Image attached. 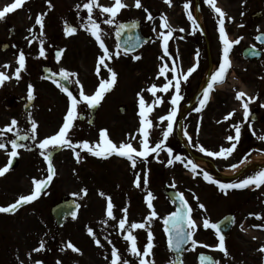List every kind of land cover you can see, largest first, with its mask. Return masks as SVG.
Instances as JSON below:
<instances>
[{
  "label": "rangeland",
  "instance_id": "obj_1",
  "mask_svg": "<svg viewBox=\"0 0 264 264\" xmlns=\"http://www.w3.org/2000/svg\"><path fill=\"white\" fill-rule=\"evenodd\" d=\"M1 1L0 10L14 0H5L6 5L2 7ZM113 1L98 0L104 6H111ZM176 1L172 0L171 6H169L165 0H141L142 7L136 8L135 0H123L128 7L120 11L112 25L103 23V20L108 18L107 14L100 15L99 9L94 10V19H97L101 29L106 33L102 39L112 53L118 51L113 34L121 22L139 20L142 23L144 33L146 31L150 35L152 32L155 34L154 41L146 45L141 52L135 54L142 57L140 60H134L133 56H124L121 53L118 57L114 55L110 61L106 60V63L118 73L119 79L114 92L109 96L105 94L104 105L98 112L99 122H96V128L105 124L110 139L113 138L118 141V145L121 142H128L132 136H136L137 140H131V142L137 150H140V133L138 131L140 125L138 112H136V108H138L137 93L143 89L142 94L145 100L151 104L153 97L146 89L153 83L157 84L158 87L166 83L163 76L158 77L159 68L164 64L161 62H166V60L161 61L159 59L161 56L159 48L163 49L162 43L158 46L160 39L158 33L161 31L160 16L166 15L170 24L176 29L173 33L175 38L171 47L178 48V44H184L189 50H194L196 47L199 52H202L205 64L200 76L207 73L208 62L219 64L222 58L223 45L219 40L218 14L205 3V0H199L200 6L202 5V26L205 31L203 35L199 29L193 30V25L187 18L184 4L189 0L185 2L180 0L179 3ZM86 2L87 0H30L17 11L6 14L4 19H0V40L7 41L10 31L13 30L14 32L10 49L2 54L0 48V59H7V62H0V71L9 76L5 88L0 92V107H13V111L16 113L14 115L19 122H21L22 111L20 107L22 105L18 104L17 100L28 97V85L31 84L34 92L39 96L36 107L56 106L63 124L62 121L70 101L65 92L58 87L54 88L53 85L43 80L41 69L45 58H48V64L55 73H59L61 68L76 73L70 79L73 82L78 79L83 87L85 85L93 87L96 84L95 79L100 81L104 76L111 79L103 67L100 75L96 74L98 57L102 54V49L99 48L95 38L85 28L81 27L87 19V11L82 7L83 3ZM203 3L205 8H203ZM77 4H80L81 7L77 8ZM217 6L226 13L225 28L228 38L236 40L243 37L239 46L234 47L230 52V61L234 62L235 65L228 74L227 80L215 88L216 94L214 101L208 107L209 109L199 116L187 114L183 116V119H181V111L176 117L173 134L170 136L171 139H177V128L180 124L181 137L186 139L184 132L187 131L192 137L193 143L191 145L193 148L196 149L193 145L199 143L213 151L219 150L221 146H230L226 137L233 135L234 130L233 126L229 127L230 121L224 120V117L233 110L236 113L243 110L240 106L241 101H235L236 105L229 108L228 101L232 94L242 90L249 96L257 97V92L264 93V76H262L264 74V55L261 60L252 63L242 57L243 49L247 46H257L256 36L258 33L264 32V15L261 20L256 22L251 19L258 12L264 14V0H217ZM145 7L152 13L153 20L147 19V13L143 10ZM191 7L195 16V0H191ZM43 13L47 14L44 28L46 56L40 57L39 39H33V36H40L39 25H35V18ZM65 22L77 26L76 34L65 35ZM30 28L32 32H29ZM153 28H156L155 32ZM180 29H184V31H180ZM60 49L64 51L61 59L57 61L54 52ZM21 50L25 53L26 67L17 80L14 72L15 68L19 66L18 55ZM5 65H7L6 68ZM74 85L78 86V93L77 91L72 93L79 99L80 85L75 82ZM85 93L90 94L91 92L86 91ZM157 96H162L164 103L153 106L154 111L149 116L153 122V128L149 130L150 146H154L159 141L161 129L167 123L165 121L164 124H160L159 116L166 115L170 110L169 94L157 92ZM83 107L77 108V119L73 122L74 127L69 135L74 144L87 140L94 145L98 141L89 139H97L95 136L97 129L89 128L78 120L80 114L88 116V110L85 112ZM125 108L126 112L121 114L120 110H125ZM158 124L160 126L156 127ZM242 124L245 126V123L242 122ZM198 127L202 128V131L197 133ZM256 127L259 129L256 139L260 142L258 143L260 147L264 144V140H260L258 137L264 135V127ZM41 130L45 136L53 134L50 127H43ZM174 140L171 141V145ZM167 146H170V143ZM165 149L160 150L158 156L156 153L150 154L146 162L138 159L137 167L133 168L127 158H98L81 148L76 149L82 156L78 163L72 149L61 147V151L54 156L53 166L58 171V175L50 195L44 194L34 203L24 205L17 213L0 214V264H35L36 260L42 261L43 264H56L57 260H60L61 264H74L73 257L77 258V264L101 263L103 261L102 255H108L113 246L119 248V240L122 258L129 260L130 264H139L138 258L128 251L129 242L123 238L126 233L119 230L117 225L119 219L124 217L122 211L124 208L128 209V223L145 221L151 211L143 206L148 192H151L155 197L153 206L158 217L152 221L150 228L134 230V235L137 236V245L142 251L147 243V232L151 230L154 235V248L152 256L148 259L154 261V264H172L173 255L167 245V234L164 231L163 223V217L175 211V206L164 193L165 186L170 184L169 189L184 193V197L193 209L192 218L196 220L198 225L194 235L198 244L192 250L190 242L184 254L185 264H198L197 256L200 253H211L219 261V264H261L262 253L259 249L264 245V233H261L260 227H253V225H260V223H256L252 219L245 225L244 221L240 220L247 214L254 213V206L247 205L238 209L236 208L238 199H235L234 193L229 198L230 195L223 196L218 194L213 187L212 189L207 185L205 186L201 174H193L190 165L185 167L187 160H190L189 158L182 156L185 158L184 163L175 162L173 159L175 163L168 165V154ZM256 152L260 153L261 151L257 150ZM200 155L205 154L201 153ZM175 156L172 154L171 158ZM23 157L26 159L24 165L27 170L33 171L32 176L26 181L25 186L28 187V190L20 191L11 182L13 180L7 178L4 190L2 188L0 191V204H6L22 194L29 193L34 186L32 185L33 178L45 179L44 177L47 175V162L41 155H38L37 151L26 152ZM241 157L243 155L235 150L227 159L216 157L212 164L218 169H224L232 164H238L242 160ZM200 169L207 171L203 166H199L197 171L200 172ZM137 174L141 178L147 174L148 184L146 186L142 184L141 187H136ZM245 175L250 176V173ZM173 183H175V188L172 187ZM85 189L87 194L83 191ZM194 195L198 197V200L194 198ZM66 196L76 197L81 205V210L75 220H70L63 228L59 229L55 226L51 209ZM236 196L239 197L240 194ZM262 196H264V189ZM108 197H111L114 204L113 213L116 219L107 217ZM234 200L236 203L234 207H231V202ZM55 201L56 203H53ZM200 203L205 205L204 209L199 208ZM234 210L240 219L237 217L235 227L225 242L229 253L228 256H225L222 251L216 248L218 240L214 231L211 227L205 229L203 222L207 219L210 224H215L226 214L232 213L231 211L234 213ZM89 227L93 229L97 238L104 244L103 248L97 246L88 234L87 229ZM105 236L112 241L111 244L104 239ZM41 241L45 242V248L40 252H33V249L37 248ZM68 241H71L81 252L76 253L66 248L65 245ZM203 244L210 247L204 248ZM92 256H97V258L91 259Z\"/></svg>",
  "mask_w": 264,
  "mask_h": 264
},
{
  "label": "snow or ice",
  "instance_id": "obj_2",
  "mask_svg": "<svg viewBox=\"0 0 264 264\" xmlns=\"http://www.w3.org/2000/svg\"><path fill=\"white\" fill-rule=\"evenodd\" d=\"M166 3L171 6L172 0H165ZM24 3V0H14V2L7 4L5 7H3L2 10H0V19H4L6 17V14L13 12L15 9L20 8ZM205 3H207L215 13L218 14V25H219V40L222 42V58L219 62L218 67L211 73L210 79L207 82L206 87L203 89L202 92V98L199 99L198 107L194 108V111L199 113L203 110V108L206 106L211 93L215 90V86L217 84L223 83L226 77V74L228 70L231 67V61H230V52L234 45L239 44L240 40L243 39V37L237 38L236 40H230L228 38V34L226 32L225 28V15L226 13L217 6V0H205ZM51 7V4L49 5ZM77 8H80L81 5L77 4ZM83 9H86L87 11V19L84 24L81 25V27L85 28L86 31H88L91 36L95 38V40L99 44V48L102 49V54L98 57L97 67H96V74L99 76L101 73V68L107 70L108 74L110 75L111 79H101L98 87L92 94H86L83 85H81V82L77 79L74 82L78 85H80L79 89V99H77L76 96L73 95L71 91L65 86V84L61 83L60 80H53V83L56 84V86L63 92H65L68 96V99L70 101L69 107L67 108L66 115L63 120L62 126L58 129V131L55 134L49 135L41 140H39L38 148L41 150L40 155L44 158V160L47 162V176L45 179H37L33 178V184L34 189L30 194L27 195H21L14 203L0 207V212L2 213H8V212H15L18 207L28 204L32 201H35L41 194V191L43 188H45L52 180L53 177L56 175V170L53 166L52 162V152L51 149H54L56 147H67L72 149L77 162L79 163L82 159L81 153L78 152L76 149L81 148L85 149L89 154L101 157V158H108L109 156L115 154L120 157H125L131 162V166L133 168L137 167V160L140 159L142 162H146L147 157L152 154L156 153L157 156L159 155V151L163 150L166 147V141H168L169 137L173 134L174 129V123L176 121V117L179 110V104L181 100L184 98L181 95V83L187 82L189 77L197 70V67L199 66V56L200 53L197 51L195 53L196 55V62L189 67L186 71H183L179 68L178 64L176 63L175 59L172 60V66L169 68L167 63H164L159 68L158 77L163 76L166 80V83H164L162 86H159L155 83L151 84L150 87L146 89L147 92L151 93L153 100L151 104H149L146 100L143 93V89L141 92L137 93L138 96V116H139V143L141 145L140 150H137L136 147L133 146L131 140H137L136 136H132L131 140L128 142H121L118 146L116 143L112 141L109 137V133L107 129H101L99 133V141L95 143L94 145L90 144L89 141L83 140L79 143L74 144L72 139L70 138V132L74 127V121L77 119V107L82 102H86L87 106L89 108H95L98 106L101 101L103 100L105 94L111 90V88L115 85L118 77V73L109 66L108 63H106V60L113 59V56H119L120 52L117 51L115 53H112L109 51V48L106 46L104 40L102 39L103 35H106V33L103 32V30L100 27V23L97 22V19H94V9L100 10V15L107 14L108 18L103 20L104 24L112 25L115 22V18L120 13V11L128 5L123 2V0H114V3L111 4V6H104L101 3L98 2V0H87L86 3H83L82 5ZM135 7L141 8V0H135ZM191 8V0L189 2H186L184 4V9L187 13V18L189 21H191L193 25V30L199 29V24L197 22V18L193 15V12L190 10ZM144 12L147 13V19L153 20L154 17L152 13L148 10V8H143ZM47 14H39L35 18V25H39L40 29V36L36 37L33 36V39H39L40 48H39V56L45 57V47H44V28H45V16ZM79 15V13H77ZM231 19V17H229ZM132 28L136 27V23L133 22L131 25ZM125 25L124 24H118L117 25V31L116 35L119 37L121 33L124 31ZM160 29L161 31L158 33V37L162 39V48H163V55L160 56V60L164 61L166 58H171V54L169 52V40L173 37V33L176 31V29L170 24L168 17L166 15L161 16V23H160ZM166 30V31H165ZM153 31H156V28H153ZM180 31H184V29H180ZM29 32H32V29H29ZM77 28L69 24L68 22H65L64 27V33L67 36H71L76 34ZM257 39L264 41V36H258ZM31 43V41H29ZM126 44H128V47L124 48V54L127 55L130 51H134L136 48L135 43H128V41H125ZM121 46L118 43L117 48L119 49ZM64 50L60 49L55 53V58L57 61L61 59L62 52ZM251 55H257V52L255 51V48L253 46V50L250 53ZM134 60H140L142 57L140 55H133L132 57ZM18 67L15 68L14 76L18 80L20 78L22 70L26 67V57L25 53L21 50L18 55ZM5 68L7 65L4 66ZM173 73L172 78H168V73ZM55 75V73L53 74ZM76 73L70 72L66 69L61 68L59 72V76L63 81H67L69 83H72L73 81L70 79L71 77H74ZM9 79V76L5 74V72L0 71V86L4 84L5 81ZM171 91V98H170V104L171 108L167 112L166 115L159 116V122L160 124H164L166 121V126L161 129V138L158 142L154 144V146H150L149 144V136L150 132L149 130L153 128V122L152 119H149L150 114L154 111L153 106H159L164 103V98L162 96H157V92L162 93H169ZM34 88L31 84L28 85V99L32 100L33 97ZM245 97L247 99L245 100ZM235 98L238 101H241V107L243 108V114L245 121L248 120L250 116V103L255 100L257 97L255 96H249L244 91H236ZM235 110L229 112L225 117L224 120H228L230 117L234 115ZM160 124L156 125V127H159ZM17 121L15 119L11 120V123L9 125H6L4 128L0 129V149H6V143L3 142V137L6 132L11 133L16 128ZM234 128V135H229L226 137L227 141L230 142V146H221L218 151H213L207 149L204 145L196 143L193 145L194 147L198 148L199 152L205 154L209 157H223L227 159L228 156H231L233 152L236 150L238 143L241 140V134H242V125L241 124H235L233 125ZM249 128H251V125H249ZM38 125L35 120H31V130L30 133L20 135L19 130H16V135L14 139H11L8 141V143L11 145V151L8 153L9 159L7 161V164L3 167H0V176L5 175L9 170L10 166L12 165L13 158L17 157L19 155V152L17 151L20 148H26L27 145L23 143H18V141H26V140H33L35 141L37 139L36 133H37ZM199 132V127L197 128V133ZM184 135L188 138L189 143H192V137L188 135L187 131L184 132ZM258 139L264 140V135L259 136ZM167 154L170 157L167 161L168 165L173 164V149L171 147H167ZM175 161H180L181 163H184L185 158H183L180 155H176L174 157ZM248 162L247 156L240 160L239 164H232L230 165V168L233 171H237L241 165H244ZM191 166V171L193 174H202L203 179L205 181H208L210 183H213L219 187L222 191H225L228 189H244L250 186H255V188H260L262 185H264V169L256 172L254 175L247 176L246 178L239 180V181H232V182H222L219 179L214 178L208 171H204L203 169H200V172H198V165L196 163H193L192 160H187V163L185 164V167ZM143 185L148 184V178L147 174L144 175L143 178L140 177L139 174H137V178L135 180L136 187H141ZM172 187L175 188V183L172 184ZM85 194H87V190H83ZM101 195H104V193H101ZM179 196V208L170 213L167 216L163 217V223H164V231L168 234V245L169 248L174 249L177 253H182L183 246L191 242L192 250H194L198 244V241L194 239V235L197 231L198 225L196 220L192 218V207L188 203L187 199L184 197V193L180 192L178 193ZM194 198L198 200V197ZM155 197L151 192L147 193L146 197V203L147 207L151 210L149 215L145 218L144 222H131L128 223L127 219V212L128 209L124 208L122 211L124 212V217L119 219L118 221V229L122 232H125L124 240L129 242L128 251L136 256L138 258L139 264H154V261L151 259H148L153 254V248H154V235L151 230L147 232V243L144 245L143 250L141 251L140 248H138L137 245V236L134 235V230L137 229H145L146 227L150 228V225L152 221L158 217V213L155 210L153 206V200ZM200 209H204L205 205L203 203H200L199 205ZM114 204L112 202L111 197H108L107 200V217L116 219L113 213ZM73 219L76 218V213H71ZM250 215H255L257 219H261L260 214H253L250 213ZM104 223H107V221H104ZM127 224V227H126ZM203 227L205 229L211 227L216 230V235L218 237V244L216 245V248H218L220 251L224 253L225 256H228L229 253L225 246V238L224 235L221 232L220 225L218 224H210V222L205 219L203 222ZM253 227H260L264 228V224L261 225H253ZM88 234L92 237L95 244L99 246L100 248L104 247V244L101 243V240L97 238L96 234L94 233L93 229L89 227L87 229ZM105 240L109 244L112 243L111 240L108 239L107 236L104 237ZM204 248L210 247L207 244L202 245ZM66 248L71 249L73 252L80 253L81 250L76 247L71 241H68L65 245ZM45 248V242L41 241L39 243V246L37 248L33 249V252H40ZM63 250V249H62ZM261 252H264V246L259 249ZM31 255V254H29ZM107 259V257H106ZM35 264H43L42 261L36 260ZM56 264H61L60 260L56 261ZM110 264H130L129 260L123 259L119 249L115 246L111 248V260ZM172 264H183L182 256H178L176 261H173ZM199 264H219V261H215L213 257L200 254L199 256Z\"/></svg>",
  "mask_w": 264,
  "mask_h": 264
},
{
  "label": "flooded vegetation",
  "instance_id": "obj_3",
  "mask_svg": "<svg viewBox=\"0 0 264 264\" xmlns=\"http://www.w3.org/2000/svg\"><path fill=\"white\" fill-rule=\"evenodd\" d=\"M185 1H187V0H183L182 2H185ZM176 2L179 3L180 0H177ZM203 5H204V3H203ZM12 34L14 35V32ZM12 34L9 35V38L7 41L3 42L4 40H0L1 47L3 45H8V49H10V45L12 43V41H11L12 40ZM171 40L172 39L170 38V41ZM178 45H179L178 48H173V47L169 48L171 58H168V62H166V63L168 64L169 68H171L172 60L175 59L179 68L183 71H186L189 67H191L196 62L197 58H196L195 53L197 52V48L195 47L194 50H189L186 48V45H184V44H178ZM189 51H190V54L188 55ZM4 53L5 52H3L2 54H4ZM0 62H7V59L1 58ZM44 62L46 64H48L49 63L48 58H45ZM204 64H205V62L203 61V58L201 56H199V66L197 67V70L189 77L187 82L182 81V83H181V95L184 98L181 100V102L179 104L178 112L182 108V109H184L186 114H189V113L197 114V112L194 111V108L197 105L200 98H198V100L195 103L193 101L195 99L194 97L198 94V89L201 85V82L203 81V76H200V75H202V73H203ZM207 70H209V65H208ZM210 71H211V69H210ZM172 75H173V73L169 72L168 78L171 79ZM262 76H264V74ZM107 78H108L107 76L102 77V79H107ZM118 79H119V77H117L116 83L118 82ZM120 79H121V73H120ZM208 79H210V76L208 77ZM99 82L100 81L95 79L96 84L93 87H90L89 85H85L84 89L87 92H91L94 88L98 87ZM116 83L111 88V91L113 89H115ZM54 85H56V84H54ZM4 88H5V86H4ZM168 94H169V98H171V91ZM33 96L35 98V103L37 104L39 96L35 95L34 93H33ZM256 96L258 99L255 101H252L250 103V116H249L250 124L246 123L244 128H242V132H244V133L241 134V140L238 143V146L236 148V150H240L242 152L241 155H243V157H241V159H244L247 156V159L249 160L251 158V156H253V153L257 150H260L261 152L264 153V144L259 147L258 143H260V142H258V140L256 139L257 132H259V129H257L256 126L264 127V93L260 94L259 92H257ZM235 101H236V98H235V92H234V94H232V97L229 98V101H228L229 108H230V106L236 105ZM103 105L104 104L102 102L99 104L98 112L102 109ZM20 109L23 110L22 107H20ZM98 112L96 113L95 121H94L93 125L90 126L89 120L91 117L88 118L86 116V114L81 115L80 120H79L80 123L84 124L85 126L87 125L89 128L95 129L96 128V122H99L98 121L99 120ZM14 114H16V113H14L13 107H0V129L4 128L6 125H9L11 123L12 119H15L17 121V125H16V128L14 129V131L11 133L6 132L4 134V137L2 138L3 142L6 143V149H0V167H3L5 158L8 155V153L11 151V147H10V144L8 143V141L15 138L16 130H19L20 135L30 133L31 120H35L37 122V125H38V129H37V133H36L37 139L35 141L29 139V140H27L28 143H26L25 145L30 146L29 149H27V152L33 153L34 151H37L40 154L41 150L36 148V146H38L39 140L46 137L45 135L42 134L41 129L43 127H50L52 129V133L55 134L58 131V129L61 127V124H62L60 112L56 108V106H49L47 108H39L36 106L32 107L31 111H29L28 113H24V112L22 113V115L20 116V118H21L20 123ZM236 118H237V116L234 118V125L238 124L236 121ZM91 120H92V118H91ZM249 125H251V128H249ZM106 128H107V126L105 124H102L101 127H97L96 128L97 133H95V136L97 139L93 138V139H89V140L98 141L100 130L106 129ZM233 133L235 134V132H233ZM52 150L53 151H51V152H52V162H53L55 154H58L61 151V149H60V147H56ZM17 151L19 152V155L17 157L13 158V162H12V165L10 166V170L5 175L0 176V182H1L0 183V191L2 190V188L4 190V184L7 180V178L9 180L10 179L13 180L11 182H13V184L15 186H17V188H19L20 191L26 190V189L28 190V187L25 186L27 184L26 181L28 178H30L32 176L33 171L29 172L24 165V162L26 161L25 157H23L24 153L26 152L25 148H20ZM7 159H9V157H7ZM262 169H264V167L261 169L254 170V171H248L246 173H250V175H254L256 172H258ZM246 173L240 174L239 176H237L233 179H229V180H222L219 178H217V179L224 181V182H226V181L227 182L239 181V180H242V179L247 177L245 175ZM263 189H264V185L261 186L260 188H255V186H252L251 188L244 189V190H235L234 189L235 190V192H234L235 199H238V202L236 204V208L239 209V208H242V207L247 206V205L254 206V208H253L254 213L253 214H260L262 217L261 219H257L255 215L247 214L243 219H240L238 217L237 213L235 212V210H234V213H233V211H231L232 213L226 214L225 216H232L234 218V227H235V224L237 221V217L241 221H244L245 225L248 224V222L252 219L256 223H260V225L264 224V196H262ZM239 194H240L239 197L236 196ZM229 195H225V196H229V198H230L231 194H229ZM235 203H236L235 200H234V202H231V207H234ZM225 216H223L222 218H224ZM220 220H217V222ZM261 233H264V228H261ZM118 249L120 252V240H119V248ZM261 253H262V256L260 258V261H261V264H264V252H261ZM96 255L98 256V254H96ZM97 256L96 257L92 256L90 258L96 259ZM106 257H107V259H106ZM102 258H103V261L101 263H95V264H110L111 252L106 256L102 255ZM77 261H78L77 258L73 257V263L77 264ZM91 264H93V263H91Z\"/></svg>",
  "mask_w": 264,
  "mask_h": 264
},
{
  "label": "water",
  "instance_id": "obj_4",
  "mask_svg": "<svg viewBox=\"0 0 264 264\" xmlns=\"http://www.w3.org/2000/svg\"><path fill=\"white\" fill-rule=\"evenodd\" d=\"M259 15L255 16V18H258ZM136 23V27L132 28L131 25L133 24V22L130 23H125V29L124 31L121 33V35L118 37L117 35L116 40L117 42L120 44V49H122L124 51L125 47H128V44L125 43V41H128V43H135L136 44V48L134 51H130L129 53L138 51L142 45L144 44V42H146V40L142 37L141 31H140V25L137 21H134ZM261 42H264L262 40H259ZM252 50H246L244 51V57L245 58H250V59H259L261 54L257 53V55H251L250 52ZM44 75L46 78H52L55 80H60L61 83L65 84V81H63L60 76H52V74L50 73L49 69H44ZM66 85V84H65ZM68 87V86H66ZM168 196L171 198L172 201H174L177 205V208H179V196L174 193V192H170L168 193ZM75 205L73 204L72 201H67V202H62L60 205H58L54 210H53V215L55 217V219L58 222V226L62 227L65 223V221L68 219L69 216H71V213L75 210ZM186 245L183 246V249L185 248ZM172 251L175 254V259L177 260L178 256H182V253H177L175 252L174 249H172ZM175 260V261H176Z\"/></svg>",
  "mask_w": 264,
  "mask_h": 264
},
{
  "label": "bare ground",
  "instance_id": "obj_5",
  "mask_svg": "<svg viewBox=\"0 0 264 264\" xmlns=\"http://www.w3.org/2000/svg\"><path fill=\"white\" fill-rule=\"evenodd\" d=\"M199 15V20L202 21V17L200 14ZM254 161L257 162L259 165H261L263 162H264V157L261 158V157H255L254 158ZM196 162L198 163V165H202L204 164V162L200 161V160H196ZM241 167L237 170V171H233L232 169H228L224 172V175L225 176H234L236 175L239 171H240Z\"/></svg>",
  "mask_w": 264,
  "mask_h": 264
}]
</instances>
